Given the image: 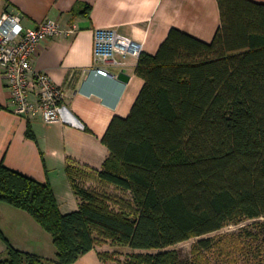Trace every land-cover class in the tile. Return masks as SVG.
<instances>
[{"label":"trees","instance_id":"16d2710c","mask_svg":"<svg viewBox=\"0 0 264 264\" xmlns=\"http://www.w3.org/2000/svg\"><path fill=\"white\" fill-rule=\"evenodd\" d=\"M216 1L211 42L172 27L155 54L141 52L142 87L110 120L101 167H66L77 209L62 212L47 182L0 162V201L27 212L56 249L50 260L9 245L0 264H73L106 239L147 251L129 264H264V3ZM86 180L130 198L114 209ZM228 225L237 228L213 235ZM193 237L188 255L168 249Z\"/></svg>","mask_w":264,"mask_h":264},{"label":"crops","instance_id":"0c3cea01","mask_svg":"<svg viewBox=\"0 0 264 264\" xmlns=\"http://www.w3.org/2000/svg\"><path fill=\"white\" fill-rule=\"evenodd\" d=\"M262 2L264 0H252ZM81 11L73 14L75 4ZM83 3L90 5L89 17ZM3 11L18 14L22 23L34 27L45 18L62 26L73 25V36H57L40 43L33 67L50 74L63 90L60 118L43 123L40 115L23 118L12 111L10 94L0 71V162L36 180L47 182L62 212L75 210V195L66 167L99 169L108 155L101 142L113 116H126L143 80L135 74L138 58L128 55L123 71L127 81L118 79L121 70L106 68L114 76L94 69V31L113 28L143 44V52L155 54L174 27L204 42H211L220 25L216 0H0ZM30 126L34 138L26 134ZM0 210L41 226L25 211L0 201Z\"/></svg>","mask_w":264,"mask_h":264},{"label":"built area","instance_id":"2783aa9c","mask_svg":"<svg viewBox=\"0 0 264 264\" xmlns=\"http://www.w3.org/2000/svg\"><path fill=\"white\" fill-rule=\"evenodd\" d=\"M73 25L62 26L57 20L45 18L34 27L22 23L18 14H0V71L10 94L12 111L29 118L40 115L43 123L51 124L60 118L63 90L49 73L33 67L41 42L57 36H73ZM141 42L120 34L113 28L94 31V69L101 75L114 76L106 67L123 70L128 55L139 57Z\"/></svg>","mask_w":264,"mask_h":264},{"label":"rangeland","instance_id":"374dc122","mask_svg":"<svg viewBox=\"0 0 264 264\" xmlns=\"http://www.w3.org/2000/svg\"><path fill=\"white\" fill-rule=\"evenodd\" d=\"M81 183L89 190L107 191L111 197L109 203L114 209H119V204L115 201L117 197L130 198L129 192L121 191L113 186H103L92 180L82 181ZM30 225L26 222L24 223L21 218L0 210V257L7 256L8 246L10 245L22 251L35 253L45 259L56 258V249L51 235L42 227L37 233H35V230L30 231ZM236 228V225H228L221 231L214 232L213 235L229 232ZM196 240L197 237H193L172 245L168 249H176L185 256L189 254L190 248ZM154 251L151 250L149 252ZM139 252L147 251L132 249L126 245L115 243L110 239L99 240L92 250L80 256L73 264H129L130 256Z\"/></svg>","mask_w":264,"mask_h":264},{"label":"water","instance_id":"95a60500","mask_svg":"<svg viewBox=\"0 0 264 264\" xmlns=\"http://www.w3.org/2000/svg\"><path fill=\"white\" fill-rule=\"evenodd\" d=\"M117 77L118 79L123 80V81H127L129 79V75L125 73L123 70L118 72Z\"/></svg>","mask_w":264,"mask_h":264}]
</instances>
